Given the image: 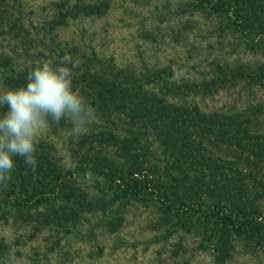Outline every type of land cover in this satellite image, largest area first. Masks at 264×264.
Listing matches in <instances>:
<instances>
[{
    "label": "trees",
    "instance_id": "trees-1",
    "mask_svg": "<svg viewBox=\"0 0 264 264\" xmlns=\"http://www.w3.org/2000/svg\"><path fill=\"white\" fill-rule=\"evenodd\" d=\"M11 1L0 0V85L22 86L27 72L39 62L55 66L71 55L80 61L73 70V90L109 129L81 135L79 148L72 151L79 155L73 169L57 166L51 145L42 141L36 143L35 172L17 157L12 180L0 190V216L7 220L25 211L27 219L30 204L46 213L44 225L52 222L59 230L74 229L86 212H105L126 199L140 202L151 192L164 217L171 215L180 222L179 229L188 226L186 221L200 226L217 263L231 259L232 239L246 243L248 250L264 249V191L248 186L264 167V131L241 118L208 115L187 103L191 91L211 92L229 80L263 82L264 65L239 66L224 73L217 67L215 73L220 76L214 79L176 82L168 67L119 64L114 56L99 53L95 45L84 41L82 34L70 41L62 39L61 33L74 28L73 23L79 24V33L84 21L103 18L110 0L52 1L45 7V17L36 22L29 20L22 5ZM187 7L225 21L227 28L252 36L253 43L264 44V0H190ZM203 133L237 148L247 158L235 165L205 157L208 152L200 146ZM151 138L157 140L166 160L159 171L164 183L156 187L154 173L144 172L138 154L145 155L143 149L151 148ZM113 147L118 149L117 160L105 152ZM89 170L103 181L90 187L96 194L81 202L83 192L75 178ZM8 255V246L0 241V263Z\"/></svg>",
    "mask_w": 264,
    "mask_h": 264
},
{
    "label": "rangeland",
    "instance_id": "rangeland-1",
    "mask_svg": "<svg viewBox=\"0 0 264 264\" xmlns=\"http://www.w3.org/2000/svg\"><path fill=\"white\" fill-rule=\"evenodd\" d=\"M13 1L23 6L31 22H36L45 17L46 5L56 0ZM110 2V10L103 18L84 21L79 33L76 30L79 24L73 23L74 28L61 33L62 39L70 41L82 34L84 41L95 45L99 53L114 56L119 64H147L152 69L168 67L176 82L201 83L214 79L220 76L215 73L217 67L223 69L219 73H224L239 66L254 69L264 65L263 43H253L252 36L246 38L227 28L225 21L192 12L187 7L190 0ZM229 81L211 92L191 91L188 105L196 104L208 115L241 118L247 125L253 124L256 130L264 131V81L257 84ZM101 127L109 129L104 121L94 117L87 132L94 134ZM71 128L65 120L59 124L50 120L48 128L36 137V143L51 145L55 164L64 170L73 169L79 156L72 151L79 148L76 143L81 135L73 134ZM201 138L200 146L208 152L205 157L235 165L247 158L228 143L217 142L210 133H203ZM150 142L151 148L143 149L145 155L140 151L138 154L144 172H153V185L158 186V182L164 183L160 172L166 160L157 140L151 138ZM105 152L113 156L109 157L112 160L118 159V149L113 147ZM83 176L81 173L75 178L83 192L79 197L81 202L96 194L84 183ZM248 186L257 192L264 191V167ZM150 193L140 202L126 199L105 212H86L74 229L59 230L52 222L44 225L46 213L30 204L27 219L25 211L7 220L0 216V241L9 248L8 258L0 264H219L201 236L200 226H190L186 221L188 226L179 229L180 222L171 215L164 217L155 202V193ZM246 245L232 239L231 259L221 264H264V249L248 250Z\"/></svg>",
    "mask_w": 264,
    "mask_h": 264
},
{
    "label": "clouds",
    "instance_id": "clouds-1",
    "mask_svg": "<svg viewBox=\"0 0 264 264\" xmlns=\"http://www.w3.org/2000/svg\"><path fill=\"white\" fill-rule=\"evenodd\" d=\"M79 59L63 56L54 66L39 62L25 76V84L14 89L0 85V190L7 189L16 170V158L35 172L37 168L36 137L49 126L69 122L75 135L86 134L95 109L72 88L73 70ZM89 187L102 183L103 177L92 171L84 173Z\"/></svg>",
    "mask_w": 264,
    "mask_h": 264
}]
</instances>
